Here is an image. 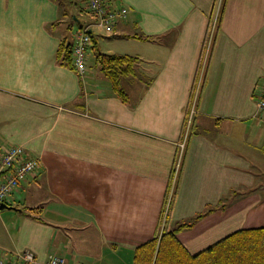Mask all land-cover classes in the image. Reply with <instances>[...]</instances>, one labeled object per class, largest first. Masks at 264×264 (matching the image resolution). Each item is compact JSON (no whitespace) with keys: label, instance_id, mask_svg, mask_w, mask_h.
<instances>
[{"label":"crops","instance_id":"1","mask_svg":"<svg viewBox=\"0 0 264 264\" xmlns=\"http://www.w3.org/2000/svg\"><path fill=\"white\" fill-rule=\"evenodd\" d=\"M105 1L127 17L90 31L80 75L87 0L72 12L0 0V157L20 146L40 160L8 203L20 210L0 215L8 261L134 264L167 197L170 229L187 225L177 237L194 255L264 228V0ZM99 54L138 58L119 79L126 98Z\"/></svg>","mask_w":264,"mask_h":264},{"label":"trees","instance_id":"2","mask_svg":"<svg viewBox=\"0 0 264 264\" xmlns=\"http://www.w3.org/2000/svg\"><path fill=\"white\" fill-rule=\"evenodd\" d=\"M97 59L115 89L126 98L119 88V79L134 70L138 58L99 54ZM168 201L167 197L161 218L162 231L158 237L137 249L134 264H264V228L239 230L208 249L191 254L177 237V232L187 225L170 229Z\"/></svg>","mask_w":264,"mask_h":264},{"label":"built area","instance_id":"3","mask_svg":"<svg viewBox=\"0 0 264 264\" xmlns=\"http://www.w3.org/2000/svg\"><path fill=\"white\" fill-rule=\"evenodd\" d=\"M88 9L92 16V23L77 31L72 47V63L75 71L84 75L87 72V54L93 43L90 32L94 27L102 30H112L119 19L127 17L126 8H111L105 0H88ZM258 109L264 113V84L258 98ZM40 167V160L27 155L20 146H10L0 157V203L8 204L9 198L18 187L35 175ZM178 166L176 167V169ZM175 176L177 178V170ZM19 262L8 261L0 257V264H38L32 252H24ZM44 264H70L63 256L53 254Z\"/></svg>","mask_w":264,"mask_h":264},{"label":"rangeland","instance_id":"4","mask_svg":"<svg viewBox=\"0 0 264 264\" xmlns=\"http://www.w3.org/2000/svg\"><path fill=\"white\" fill-rule=\"evenodd\" d=\"M59 2H62V5H66L69 10L74 11V9H77L78 7H81L83 6L84 7V3H85V0H71L73 2H69V0H57ZM12 202V197L9 198L8 202ZM16 212H13V211H9V210H5V211H0V215H3L2 217L3 218H8V216H13L15 215ZM2 225V221H1V216H0V227Z\"/></svg>","mask_w":264,"mask_h":264},{"label":"water","instance_id":"5","mask_svg":"<svg viewBox=\"0 0 264 264\" xmlns=\"http://www.w3.org/2000/svg\"><path fill=\"white\" fill-rule=\"evenodd\" d=\"M3 210L17 211V210H20V209H18L15 206H11L9 204H6V203H0V211H3Z\"/></svg>","mask_w":264,"mask_h":264}]
</instances>
